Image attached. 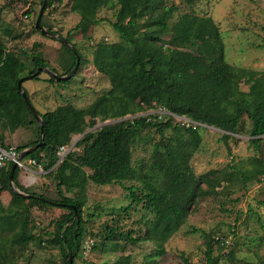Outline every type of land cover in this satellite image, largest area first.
I'll return each instance as SVG.
<instances>
[{
    "label": "trees",
    "instance_id": "trees-1",
    "mask_svg": "<svg viewBox=\"0 0 264 264\" xmlns=\"http://www.w3.org/2000/svg\"><path fill=\"white\" fill-rule=\"evenodd\" d=\"M167 1L71 0V12L80 16L74 30L82 23L95 26L103 22L98 18L102 8L113 11L109 24L118 34L119 41L97 43L91 60L96 72L108 79L109 90L85 109L64 104L54 110H35L42 119V126L18 93L17 83L37 69L47 67V62L40 52H22L23 60L7 50L0 37V127L10 132L30 129L32 138L15 147L18 153L38 144L42 132L43 145L22 160H33L41 167L44 173L37 178L46 173L52 177L58 199L50 200L20 185L18 175L22 169L19 167L13 173L14 186L31 197L14 194L8 184L13 163H8L0 172V198L9 193L14 201L26 202L28 212L33 208L47 207L67 211L55 222L54 232L59 244L66 249L64 264H68L69 257L75 264L81 252L84 235L82 207L88 182L107 186L139 181L142 184L139 189L130 186L126 190L132 204L142 205V209L153 215L144 223L145 231L133 237L131 231L118 233L106 226L102 242L113 243L117 239L128 244L151 242L163 254L164 245L185 223L195 203L215 195L220 183L235 178L245 185L264 177V161L259 156L250 158V166L245 170L228 166L237 170V177L227 169L196 175L190 161L202 143L201 126L185 128L168 116L161 120L152 118L147 121L146 117H138L115 122L143 113L155 104L172 114L223 131L225 142L230 139L229 134L240 135L246 131L249 144L257 153L264 147V74L225 61L220 30L210 16L185 13L170 24L178 7L168 5ZM182 1L192 7L194 0ZM62 3L63 0H46L45 10ZM46 28L52 33L50 27ZM34 30L42 35L39 30ZM64 40L73 49L57 40L67 54L63 58L67 68L59 76L73 69L76 54L79 58L77 73L87 61L71 42L70 32ZM39 47L40 44L34 43L32 51ZM40 74L32 79H39ZM71 79L55 81L48 76L45 81L55 85L68 83ZM242 83L248 86L247 92L241 90ZM23 91L30 101L27 92ZM108 120L113 123L102 124V127L85 133L76 141L75 150L66 154L58 164L60 147H70L73 136L83 134L86 126L93 128ZM246 126L249 130H245ZM150 131L158 136V141L152 145L150 173L142 176L143 166L133 165V146L141 135ZM166 132L172 135L166 136ZM0 147L10 148L1 133ZM70 206H74L75 212ZM35 240L41 244L40 238L33 233L12 234L5 247L0 245V264H13L11 253L15 250L22 253ZM204 240L206 264H218L220 257L213 256V244L220 248L230 245H225L226 239L222 236L211 238L204 234ZM179 259L180 264H192L183 252L179 253ZM227 261L228 264L239 262L232 252Z\"/></svg>",
    "mask_w": 264,
    "mask_h": 264
},
{
    "label": "rangeland",
    "instance_id": "rangeland-1",
    "mask_svg": "<svg viewBox=\"0 0 264 264\" xmlns=\"http://www.w3.org/2000/svg\"><path fill=\"white\" fill-rule=\"evenodd\" d=\"M40 1L0 0V37L6 49L23 60L25 56L22 52H40L47 62L46 68L58 75L67 68L63 60L67 54L59 41L44 37L34 30L41 8ZM167 3L178 7L170 24L185 13L210 16L219 27L225 61L235 67L264 74V0H194L192 7L182 0H169ZM70 4L71 0H63L61 5L55 4L44 10L41 24L44 28L50 27L52 33H57L63 39L70 32L71 42L87 61L68 83L51 85L45 81L48 75L44 72L37 80L23 82L22 89L27 92L32 107L39 112L54 110L64 104L85 109L109 90L108 79L96 72L91 60L97 43L119 41L118 34L109 24L113 19V11L102 8L98 18H102L103 22L95 26L82 23L74 30L80 22V16L71 12ZM34 43L40 44V47L32 51ZM240 88L248 91L244 83ZM106 122L113 123L110 120ZM103 123L99 122L93 128L86 126L84 133L102 127ZM199 126L202 143L190 161L196 175L227 169L237 177V170L228 166L248 169L249 159L254 156L264 161V147L257 153L249 144L250 137L246 131L240 135L229 134L230 139L225 142L223 131L202 124ZM247 128L245 130H249ZM0 133L5 144L14 148L32 138L27 128L10 132L0 127ZM171 135V132H166V136ZM82 136H73L71 144ZM156 141L158 136L150 131L141 135L133 146V165L143 166L142 176L150 173V155ZM23 163L28 166L26 159ZM25 186L29 191L43 194L50 200L58 199L55 182L47 173L38 177L33 186ZM130 186L139 189L142 184L137 180L107 186L88 182L82 207L84 235L75 264H180V252L185 253L192 264H206L204 234L211 238L222 236L231 243L227 248L213 244V256L220 257L218 264H228L230 252L239 260L238 264L264 263V177L245 185L235 178L231 182L220 183L215 195L195 203L185 223L164 245L163 254L151 242L128 244L119 239L115 241L117 245L115 242H102L106 226L118 233L131 231L135 237L145 231L144 223L152 218L153 215L142 209V205L131 203L126 190ZM65 195L71 196L70 193ZM66 213V210L49 207L33 208L28 212L26 202L14 201L9 193H4L0 198L1 247H5L6 241L17 232L27 235L33 233L41 240V244L36 240L29 243L22 253L16 250L12 252L13 264H64L66 249L59 244L54 232L55 222ZM86 241L89 244L93 242L94 248L92 245L88 254L84 255Z\"/></svg>",
    "mask_w": 264,
    "mask_h": 264
},
{
    "label": "water",
    "instance_id": "water-1",
    "mask_svg": "<svg viewBox=\"0 0 264 264\" xmlns=\"http://www.w3.org/2000/svg\"><path fill=\"white\" fill-rule=\"evenodd\" d=\"M45 7H46V0H42V5H41V8L39 10V13H38V16L36 18V21H35V28L37 30L40 31V33L42 34V36H45V37H49L51 39H54V40H61V42L63 44H65L66 46H68L70 49H73L71 47V45L69 43H67L64 39H61L60 36L58 34H54V33H51L49 32L46 28H44L42 25H41V18H42V15L44 13V10H45ZM76 54V53H75ZM78 67H79V58L76 54V63H75V66L73 67V69L66 75L64 76H59L57 74H55L53 71L49 70L48 68L46 67H43V68H39L37 69V71L34 73V74H31V75H28V76H25L23 78H21L18 83H17V91L18 93L22 96L25 104L27 105L30 113L32 114V116L35 118V120L37 121V123L42 126V119L40 118V116L36 113L35 109L32 107L30 101L28 100V98L26 97L23 89H22V83L28 79H32L34 78L36 75H39L40 73L44 72L46 73L50 78H53L55 81H68L69 79H71L76 73H77V70H78ZM123 120H126L125 118H122V119H119L115 122H119V121H123ZM106 124H109V123H104L103 125H106ZM85 133H83L84 135ZM42 132L40 134V141L38 144L30 147V148H27L25 150H23L21 153H20V159H22L23 157L33 153L34 151H36L39 147H41L43 145L42 143ZM76 142L73 143V145H75ZM61 162V160H58V164ZM16 168V165L13 164L12 167H11V171L9 173V176H8V184H9V188L10 190L16 194V195H20V196H23V197H31V195H27L23 192H21L19 189H17L15 186H14V182H13V173H14V170ZM70 208L72 210H74L75 212V208L74 206H70ZM76 215V213H75ZM68 264H72V258L69 257L68 258Z\"/></svg>",
    "mask_w": 264,
    "mask_h": 264
},
{
    "label": "built area",
    "instance_id": "built-area-1",
    "mask_svg": "<svg viewBox=\"0 0 264 264\" xmlns=\"http://www.w3.org/2000/svg\"><path fill=\"white\" fill-rule=\"evenodd\" d=\"M153 106H154L153 108L148 109L143 113L136 114L134 116H127L126 120H132V119H135L138 117H146L147 121L152 120V118H157V120H161L163 117L168 116V117L173 118L175 122L179 123L182 127H185V128H189V127L195 128L196 126L200 125L199 123L193 122L184 116H178V115L172 114L169 111H167L166 109L161 108L159 106H156L155 104H153ZM104 123H108V122H104ZM262 138L264 139V135L262 136ZM74 150H75V148H74L73 144H71L70 147H60L58 152H57V156H58L59 160L62 161V159L65 157L66 154H68L69 152L74 151ZM19 157H20V153H18L16 151V148L10 147V148L6 149V148L0 147V172L3 170V168L8 163H13L16 165V167L21 168L22 171H27L28 167L26 166L25 163H23V160L20 159ZM26 162H27L28 166L38 167L39 173H44L43 170L41 169V167L38 166L35 161L26 160ZM90 243L91 244H89L87 241L85 242L84 250H83L84 255H87L89 250L91 249L93 242L90 241ZM225 245H231L229 240H227V239L225 240Z\"/></svg>",
    "mask_w": 264,
    "mask_h": 264
},
{
    "label": "crops",
    "instance_id": "crops-1",
    "mask_svg": "<svg viewBox=\"0 0 264 264\" xmlns=\"http://www.w3.org/2000/svg\"><path fill=\"white\" fill-rule=\"evenodd\" d=\"M27 171H20L18 175V182L23 187H26L25 185H31L35 184L37 182V176H39L41 173L38 171V167L35 166H27Z\"/></svg>",
    "mask_w": 264,
    "mask_h": 264
}]
</instances>
